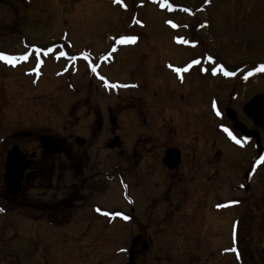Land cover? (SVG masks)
<instances>
[{"label": "rangeland", "instance_id": "374dc122", "mask_svg": "<svg viewBox=\"0 0 264 264\" xmlns=\"http://www.w3.org/2000/svg\"><path fill=\"white\" fill-rule=\"evenodd\" d=\"M0 27V51H22L25 35L19 34L27 30L29 43L52 44L49 47L62 54L57 61L48 58L39 83L32 81L37 61L15 69L0 62V86L10 96L0 101L1 148L9 146L10 140H3L14 132L18 134L13 139L20 142L30 134V144L24 143L29 148L36 145L40 133L61 135L76 147L77 115H82V109L74 112L76 102L89 98L95 107L106 101L114 105L124 91L114 94L119 88L110 85L137 80L146 88L139 89L145 91L139 94L143 104L135 105V110L147 111V122L157 120L159 113L152 109L158 106L165 107L164 117L174 122L173 112H181L183 118L175 123L177 139L187 137L191 146L187 144L186 154L196 158L189 196L175 192L174 200L166 203L158 197L152 208L144 199H150L154 190L133 189L139 205L134 221L114 222L111 227L94 206L108 211L126 208L117 180L98 176L95 182L85 181L74 194L81 201L48 211L50 220L36 226L25 219L24 210L6 207L0 195L5 206H0V264H129L128 249L136 234L149 244L136 264H264V161L260 159L264 156H259L254 141L247 143L239 136L241 143L233 145L227 139L232 140L229 131L233 134L234 129L224 112L235 110L237 120L260 131L264 146V130L242 111L253 95L264 92V71H254L264 64V0H0ZM125 35L137 36L135 42L126 43L138 45L112 51L102 67L106 83L94 77L85 57L77 58L75 69L68 66L66 47L96 54L108 48L121 50L120 38ZM140 48L144 51L138 54ZM168 60L172 65L192 60L193 66L183 72V85L176 81V72L166 68ZM221 64L229 72H237L238 67L240 71L233 77L223 71L213 73L212 68ZM29 66L32 72L25 77L23 70ZM76 89L79 93L73 94ZM84 115L80 124L87 128L94 116ZM94 139L85 158L109 159L102 165H86V174L110 171L120 158L118 149L105 150L103 134ZM62 160L64 180L58 188L69 197L79 184L77 168L73 154H62ZM250 168L253 174L246 182ZM159 175L150 176V181L162 186L164 178ZM126 211L132 214L128 205ZM57 220L63 224L57 226Z\"/></svg>", "mask_w": 264, "mask_h": 264}, {"label": "flooded vegetation", "instance_id": "af4514ba", "mask_svg": "<svg viewBox=\"0 0 264 264\" xmlns=\"http://www.w3.org/2000/svg\"><path fill=\"white\" fill-rule=\"evenodd\" d=\"M19 2V0H18ZM19 35H25L22 37L21 46L23 48L22 51H5L6 54L23 57L27 55L28 59H18L14 64H9L4 60H0L1 64L4 67H8L9 69H15L20 66L30 65L31 62L37 61L36 67V76L32 81L34 83H39V81L45 75V67L47 65V60L49 57H53L54 60L57 61L58 57H61L62 54H56L53 48L49 47L50 45H43L41 42H31L27 41V30H21ZM0 35H1V27H0ZM138 45V44H137ZM136 43L126 44L125 47H122L121 50L117 48L107 49L105 51L99 52V54L93 53L91 50L82 49L80 51L74 52L69 47H66L64 51L66 52V58L69 59L68 66L73 69L76 68L77 58H84V63L87 64V61L90 60L91 63L88 64L91 68H93L94 77L99 79V82L105 81L106 75L103 73V65L104 62L112 55V51H123L128 50L129 48L137 47ZM86 51V52H85ZM144 49L140 48L138 54H141ZM115 52V54H116ZM97 55H100L97 59ZM46 60V61H45ZM116 59H114V62ZM183 65H172L171 61H166V68L169 70H174L176 68L187 69L188 66L192 65V60L184 62ZM190 63V64H187ZM171 65V67H169ZM31 66V65H30ZM29 67H26L23 70V74L25 77L29 76L32 72L29 70ZM79 67L77 68V71ZM60 72L61 68H59L56 72ZM183 71V72H186ZM74 72V71H73ZM176 72V71H175ZM183 72H176L175 79L179 85H183L186 81L183 77ZM34 77V74H33ZM182 77V79H181ZM67 81L71 79V76L67 77ZM70 81V80H69ZM106 83V81H105ZM120 85H129L128 87L120 86V91H115L114 94H121L119 96V101L112 105L111 101H106L104 103H99L97 107L92 105L93 103L89 100V98L79 99L76 102V106L74 112L82 109V115L78 113L77 115V125H79V131L74 136L73 140L76 145L72 146L68 144L67 140L63 138L61 135L52 134V133H40L38 137H36V145L32 148L29 146H25L24 143L28 142L30 144L31 136L30 134L25 139V142L15 141L13 137L16 138L17 132H14V136H6L3 142L10 140L9 146L5 149L0 147V156L2 160V165L0 166V170H2L1 180H0V195H2V200L5 202L6 207L10 209L15 208L14 210H24L25 219L32 224L40 225L44 220H50V217H46V215H51L52 213H48V211H52L55 209L56 211L61 210L60 206L70 203L73 204L75 202H79L80 198L74 197V194L79 191V186L85 181L91 182L94 180H98V176L107 179L112 182L117 180L118 187L120 189L121 198L126 205L124 210L116 209L112 211H108L104 207L95 205V211L101 212L102 217L108 218L107 226L111 227L114 222L119 223H128L132 219L134 221L135 214L134 211L138 210V202L136 197L133 195V189L135 190H144L146 188H151L154 190V195L151 196L150 199H144L145 205L149 204L152 208L157 204V198L163 197L164 202L173 201L172 197L175 192H178L180 195L189 196L191 189V178L194 169V162L196 158H192L188 154H186L187 144L190 145L187 137L181 138L175 132V123L180 121L181 112L174 111L173 114L176 116L174 122V118H170V120L164 117L166 108L163 106H158L153 108L152 110H156L159 115L155 122H147L149 113L145 111L143 108L140 111H136L134 106L137 104H143L139 99V94H144L145 91H139L140 88L144 90L146 86L143 83L137 82V80L126 81L125 83H121ZM136 85V86H131ZM107 88L104 86V89ZM0 101L1 99H10L6 88L0 86ZM107 95H112L113 92L109 90H105ZM79 90L76 89L73 94H78ZM91 93L86 92L85 95H90ZM234 98L235 96L232 95ZM28 99V98H27ZM109 99V98H105ZM1 103V102H0ZM20 103V102H19ZM161 103H164L161 102ZM151 107V105H150ZM180 110V107H177ZM86 110V111H85ZM87 115L90 119L94 116V120H91V124H88L86 128V124L83 126L80 124L83 114ZM150 118V117H149ZM229 126L233 128V123L230 122ZM86 128V129H85ZM225 129L224 127L221 130ZM234 129V128H233ZM97 132V133H96ZM104 135V144L103 147L105 150L112 151L118 149V153L120 154V158L118 159V163L114 165V168L105 171H95L88 172L86 174L85 168L86 165L91 164V166L95 163H100L102 165L105 159L109 158H85L88 156L90 149L95 144V137ZM239 131L234 130L233 136L237 139L239 138ZM55 137L59 143L61 144V151L52 152V145L47 143L43 144V140L45 136ZM92 136V138H91ZM8 138V139H7ZM233 145H236V141L230 140V137L227 138ZM186 141V142H185ZM252 142V141H250ZM247 142V143H250ZM53 143H55L53 141ZM255 143V142H254ZM255 145V144H254ZM17 147L19 152V162L20 167L23 166L22 180H21V189L18 194L10 195L7 190V186L5 183V172H6V163H7V154L10 150ZM73 154V165L77 168L76 178L79 182L76 183L74 189L72 191L71 196H63L59 191L62 182L64 180V172H63V160L62 154L69 155ZM190 153V152H189ZM99 154V153H98ZM0 160V162H1ZM257 158H254V162H257ZM4 164V167H3ZM99 166V165H96ZM94 166V167H96ZM93 167V168H94ZM251 170V168L249 169ZM133 172L134 176L131 177V173ZM79 172V173H78ZM1 174V173H0ZM101 174V175H100ZM160 174L159 176L164 178V184L160 186V182H152L150 181V176ZM3 176V178H2ZM202 177V175H201ZM143 178V183L140 180ZM145 181V182H144ZM100 188H105V186H97ZM107 187V186H106ZM173 192V193H172ZM36 194V195H34ZM79 200V201H78ZM178 205L182 204L179 200H177ZM127 205L130 208L132 214L126 211ZM0 206L5 207L0 200ZM218 207V206H217ZM100 209L99 211L97 209ZM33 211L32 214L29 211ZM118 211V212H117ZM123 213L124 215L130 217V219L125 220L122 216L117 215H109V213ZM48 213V214H47ZM57 212L56 214H59ZM55 216V215H53ZM58 217V215H57ZM116 220V221H114ZM136 223L138 220H136ZM121 223V224H122ZM62 221L56 222L57 226H60ZM136 243L134 247V263H137V258L141 251L146 250L149 247L148 242L145 241L144 237L141 234H136ZM148 241V240H147ZM152 242V240H150ZM139 244L141 247H138ZM127 250H125L126 252ZM131 249H128L130 252Z\"/></svg>", "mask_w": 264, "mask_h": 264}, {"label": "water", "instance_id": "95a60500", "mask_svg": "<svg viewBox=\"0 0 264 264\" xmlns=\"http://www.w3.org/2000/svg\"><path fill=\"white\" fill-rule=\"evenodd\" d=\"M243 112L244 114L252 120L256 127L264 130V92L255 94L249 101H247L243 105ZM227 116L233 122V127L236 130L241 132V135L246 140H253L255 139L256 147L260 154L264 152V147L261 141V133L258 130L250 129L246 124L242 121L237 120V112L231 108H226L225 110ZM53 141L55 143H53ZM53 146L52 152L61 151V144L59 141L50 135L45 136L43 140V144ZM19 152L18 148L15 147L8 153L7 164H6V173H5V183L7 186L8 193L11 195H16L19 193L21 189V179L23 173V166L20 167L19 162ZM251 172L248 171L246 173V182L250 179ZM136 240H134L131 246V253L129 257V264L134 263V246ZM262 253L264 255V247L262 248Z\"/></svg>", "mask_w": 264, "mask_h": 264}, {"label": "snow or ice", "instance_id": "6c2138e0", "mask_svg": "<svg viewBox=\"0 0 264 264\" xmlns=\"http://www.w3.org/2000/svg\"><path fill=\"white\" fill-rule=\"evenodd\" d=\"M114 2H120L122 3L123 0H114ZM206 3H209L210 0H205ZM165 5L164 4H161V7H164ZM187 10V9H186ZM134 23H142L140 21H134ZM169 23H171V21H169ZM207 22H205V25H206ZM175 26V25H173ZM137 36H134V35H131V36H128V35H125V36H122L120 39H121V43H126V42H135L137 40ZM186 42V41H185ZM18 59H24V60H27L28 57L27 55L23 56V57H17V56H13V55H9V54H6L5 52L3 51H0V60H4L6 62H8L9 64H14ZM213 59L212 56H209L208 57V60L211 61ZM193 63H199V61H193ZM169 67H171V65H169ZM187 69H181V68H176L175 71L180 73V72H183V71H186ZM212 71L213 73L217 72V71H223L225 75H235L234 72H229L223 64H221L219 66V69H217L216 67H213L212 68ZM254 71H264V64H261L259 68L257 69H254ZM252 73L249 72V75H251ZM182 79V77H181ZM120 86H124V87H128L129 85H119V84H111L110 87L112 88H116V87H120ZM131 86H136V85H131ZM225 131H229L228 129H225ZM229 135L232 137L233 140H235L237 143H241L240 140H238L235 136L232 135V133L229 131ZM261 161H264V157H261L260 158ZM232 203H238V201H233ZM98 211L100 210L99 208L97 209ZM109 215H117V216H122L125 220L127 219H130V217L124 215L123 213H109Z\"/></svg>", "mask_w": 264, "mask_h": 264}, {"label": "bare ground", "instance_id": "6f19581e", "mask_svg": "<svg viewBox=\"0 0 264 264\" xmlns=\"http://www.w3.org/2000/svg\"><path fill=\"white\" fill-rule=\"evenodd\" d=\"M137 45V44H136ZM114 221H116V220H114Z\"/></svg>", "mask_w": 264, "mask_h": 264}]
</instances>
